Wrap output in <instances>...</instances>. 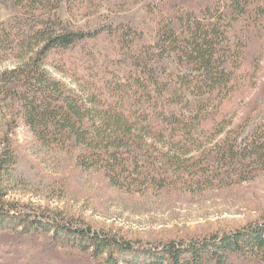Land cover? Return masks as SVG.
<instances>
[{"label": "trees", "instance_id": "trees-1", "mask_svg": "<svg viewBox=\"0 0 264 264\" xmlns=\"http://www.w3.org/2000/svg\"><path fill=\"white\" fill-rule=\"evenodd\" d=\"M0 2L15 11L31 2L43 10L36 29L14 48L17 64L0 71V264H264V217L139 246L62 212L7 198L17 161L11 136L20 123L45 144L80 148V165L134 193L176 186L197 193L258 178L264 118L249 132L247 126L264 105L256 97L236 126L225 109L248 79L243 67L251 31L264 36V0H155L148 3L157 19L153 42L123 23L68 27L51 14L59 0ZM106 31L127 57L125 83L88 79L77 82L79 90L50 71L52 55L64 73L78 46Z\"/></svg>", "mask_w": 264, "mask_h": 264}, {"label": "rangeland", "instance_id": "rangeland-1", "mask_svg": "<svg viewBox=\"0 0 264 264\" xmlns=\"http://www.w3.org/2000/svg\"><path fill=\"white\" fill-rule=\"evenodd\" d=\"M59 1L51 14L59 16L68 27L85 31L108 22L123 23L141 31L145 42L154 40L157 19L148 3L155 0ZM18 10L0 2V71L17 64L14 48L36 29L38 15L43 12L36 11L32 2L19 6ZM251 35L250 56L243 67L248 79L225 109L235 116L234 126L241 123L256 97L259 106L264 105V36L253 30ZM124 58L127 57L117 38L106 31L81 43L71 55V61L65 62L64 73L56 68L58 55L49 58L48 68L77 89L78 81L87 84L88 79L102 82L106 78L121 84L125 83L122 81ZM143 91H137L141 103ZM119 93L127 95L122 87ZM6 112L7 109L2 113ZM263 118V111L257 110L247 132ZM4 122L0 115V126ZM11 137L17 161L7 181L10 201L62 212L74 222L111 231L139 246L198 238L218 230L243 227L264 217V173L252 181L197 193L177 186L160 192L134 193L114 187L105 172L87 170L80 165L79 156L83 152L80 148L45 144L23 123Z\"/></svg>", "mask_w": 264, "mask_h": 264}]
</instances>
